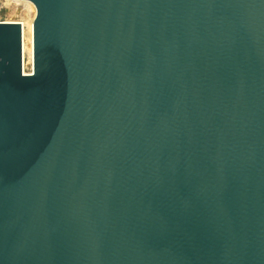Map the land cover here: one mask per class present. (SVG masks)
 <instances>
[{"label": "water", "instance_id": "95a60500", "mask_svg": "<svg viewBox=\"0 0 264 264\" xmlns=\"http://www.w3.org/2000/svg\"><path fill=\"white\" fill-rule=\"evenodd\" d=\"M0 21V264H264V0H26Z\"/></svg>", "mask_w": 264, "mask_h": 264}, {"label": "rangeland", "instance_id": "374dc122", "mask_svg": "<svg viewBox=\"0 0 264 264\" xmlns=\"http://www.w3.org/2000/svg\"><path fill=\"white\" fill-rule=\"evenodd\" d=\"M31 17L32 11L27 4L20 1L0 0V21H8L11 19L19 22L24 21L27 25ZM27 72H30L28 65L26 66Z\"/></svg>", "mask_w": 264, "mask_h": 264}, {"label": "bare ground", "instance_id": "6f19581e", "mask_svg": "<svg viewBox=\"0 0 264 264\" xmlns=\"http://www.w3.org/2000/svg\"><path fill=\"white\" fill-rule=\"evenodd\" d=\"M20 1L28 5L32 11V17L26 25L24 21H20L22 24V62H23V71L26 72V66L32 68L33 62V46H32V21L35 16V7L33 3L26 0H13ZM11 21V19H9ZM8 20V21H9Z\"/></svg>", "mask_w": 264, "mask_h": 264}]
</instances>
